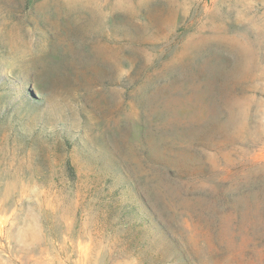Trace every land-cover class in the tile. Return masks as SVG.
Wrapping results in <instances>:
<instances>
[{
  "label": "rangeland",
  "instance_id": "374dc122",
  "mask_svg": "<svg viewBox=\"0 0 264 264\" xmlns=\"http://www.w3.org/2000/svg\"><path fill=\"white\" fill-rule=\"evenodd\" d=\"M0 264H264V0H0Z\"/></svg>",
  "mask_w": 264,
  "mask_h": 264
}]
</instances>
